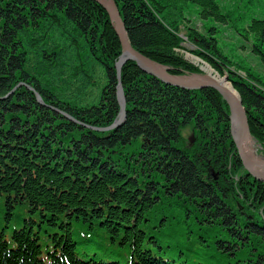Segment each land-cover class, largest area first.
Returning <instances> with one entry per match:
<instances>
[{
	"label": "trees",
	"instance_id": "16d2710c",
	"mask_svg": "<svg viewBox=\"0 0 264 264\" xmlns=\"http://www.w3.org/2000/svg\"><path fill=\"white\" fill-rule=\"evenodd\" d=\"M116 2L132 45L173 73L193 71L176 51L182 26L199 47L197 55L220 72L235 67L216 38L199 32L186 15L192 3L202 18L227 22L220 0ZM244 31L264 63V17L253 18ZM120 52L107 11L93 0H0V97L8 94L0 98V200L6 197L10 207L28 201L33 212L50 216L52 225L65 214L94 230L100 242L94 253L87 252L90 261L82 262L75 253L86 251L78 249L73 225H63L57 236L62 256L54 264H201L194 261V241L201 244L197 251L206 264L215 254L225 264H264V186L254 185L242 171L229 107L216 90L166 85L129 62L122 81L130 110L108 137H97L59 112L109 124L118 111L114 64ZM245 71V77L230 74V79L251 133L264 148V76ZM28 85L50 106L40 104ZM186 127L196 133L193 146L182 134ZM140 138L145 151L153 150L148 163L139 145L134 162L115 165L112 150ZM211 169L220 172L216 184H209L214 183ZM160 221L163 230L157 233L172 240L168 244L148 235ZM211 223L222 225L218 236L223 239L213 243ZM33 224L25 222L14 236L16 250L0 238V264H43ZM212 246L220 250L209 252ZM117 248L127 250L129 259L120 258Z\"/></svg>",
	"mask_w": 264,
	"mask_h": 264
},
{
	"label": "rangeland",
	"instance_id": "374dc122",
	"mask_svg": "<svg viewBox=\"0 0 264 264\" xmlns=\"http://www.w3.org/2000/svg\"><path fill=\"white\" fill-rule=\"evenodd\" d=\"M220 6L222 12L228 15L227 22L218 21L213 17L206 19L202 18L199 14V8L192 3L189 4L186 15L190 17L192 26L197 28V30L207 36L216 38L217 46L220 51L227 56L230 61L234 62L235 67L229 70L225 68L224 72H220L213 67L212 64L210 65V62L193 52L196 46L189 41L190 39L185 40L183 48L178 52L179 56L185 59L189 65H192V75H206L207 72L203 70V66L209 64L213 67L210 76L216 78L222 77L223 79L227 77L230 84H233L230 79V74H239L245 77L247 74L245 71L246 69L258 70V74L264 76V63L261 61V55L254 52L252 42L243 35L245 33L244 28L250 24L253 18L264 17V0H220ZM112 26L114 27V24H112ZM181 34L187 36V31L184 26H182ZM169 71L172 72L171 67ZM194 132L195 131L191 127H186L183 135L186 140H189V137L191 134L194 135ZM256 140V138H253V141ZM195 143L196 142H194V144ZM255 146L257 149L253 151L255 153L257 152V156L264 157V153H261L262 146L259 144H255ZM9 213L10 207L7 201L3 199L0 202V231L9 224L6 238H10L13 229L19 227L22 220L28 215L26 211L19 206L16 208L15 219L9 223ZM217 238L223 239V236H218L217 233L208 236V240L212 243L215 242ZM216 246L208 248V251L220 250V248Z\"/></svg>",
	"mask_w": 264,
	"mask_h": 264
},
{
	"label": "water",
	"instance_id": "95a60500",
	"mask_svg": "<svg viewBox=\"0 0 264 264\" xmlns=\"http://www.w3.org/2000/svg\"><path fill=\"white\" fill-rule=\"evenodd\" d=\"M95 1L103 5L110 14L114 22L115 30L119 36L120 42L123 47L122 54L120 55L119 60L116 63L117 77L119 80V84L117 87L118 89L117 94L122 108L121 114L119 116L120 117L119 121L123 120L126 113L125 96L121 86V72L124 64H126V62L129 60L135 61L142 70H144L148 74H151L161 79L166 84L175 85L186 89H207V88L216 89L218 92L222 94V96L229 105L231 134L237 145L239 156L243 163L244 169L246 170L247 174L256 183L264 185V175L256 171L254 168H252L249 160L250 159L249 153H251L249 143L252 135L250 132V123H249L247 111L242 103L239 93L237 96L231 89L228 88L227 84H230L228 82L229 79L226 77L224 78V81H218L216 79L211 78V76L208 77L206 75L181 76L170 73L168 67L156 62L154 59L150 58L144 53H141L139 50H136L132 46V43L128 36L125 22L122 18L119 7L115 0H95ZM230 85L233 87V90H236L233 84ZM117 124L118 122L114 126H116ZM192 140H194L193 137Z\"/></svg>",
	"mask_w": 264,
	"mask_h": 264
},
{
	"label": "bare ground",
	"instance_id": "6f19581e",
	"mask_svg": "<svg viewBox=\"0 0 264 264\" xmlns=\"http://www.w3.org/2000/svg\"><path fill=\"white\" fill-rule=\"evenodd\" d=\"M99 5H101L100 3H99ZM101 7L103 8V9H105V7L103 6V5H101ZM129 36V35H128ZM133 46V45H132ZM134 47V46H133ZM135 48V47H134ZM123 49V47H122V45H121V50ZM136 49V48H135ZM137 50V49H136ZM207 53H209L210 55H212V53H210L208 50H205ZM213 52H215V51H213ZM212 69H213V67L212 66H210L209 64H206V65H204L203 66V70L205 71V72H207V74H206V76H208V77H210V75H211V73H212ZM211 78H213V79H216V80H218V81H224V79L222 78V77H217V78H215V77H212L211 76ZM227 86H228V88L229 89H231L237 96H238V92L236 91V90H233V87L230 85V84H227ZM196 105V104H195ZM235 128H236V125H235ZM255 142L254 141H252L251 142V144H250V151H251V153H249V156H250V164H251V166H252V168H254L256 171H258L259 173H261V174H263L264 175V157H260V156H257V152L255 153L253 150H256L257 149V147L255 146ZM263 169V170H262ZM260 170H262V171H260ZM219 208H221L222 210L224 209V206H219ZM225 210V209H224ZM256 250L255 249H253V252H255Z\"/></svg>",
	"mask_w": 264,
	"mask_h": 264
}]
</instances>
